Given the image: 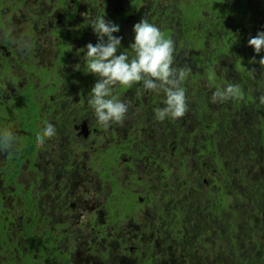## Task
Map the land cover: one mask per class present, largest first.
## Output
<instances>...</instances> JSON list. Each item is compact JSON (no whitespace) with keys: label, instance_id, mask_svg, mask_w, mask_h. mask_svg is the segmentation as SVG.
I'll return each instance as SVG.
<instances>
[{"label":"flooded vegetation","instance_id":"obj_1","mask_svg":"<svg viewBox=\"0 0 264 264\" xmlns=\"http://www.w3.org/2000/svg\"><path fill=\"white\" fill-rule=\"evenodd\" d=\"M112 1L0 0V132L14 136L12 148L0 151V264H229L238 259L230 255V235L238 234L219 218L211 223L202 200L208 190L223 191L213 179L224 163L209 135L216 118L206 123L209 93L238 84L233 104L256 109L249 90L261 93L256 87L264 72L245 61L264 57L248 46L264 31V17L253 14L256 29H248L235 7L210 9L211 18L186 17L177 2L153 0L145 10L146 0H120L116 7ZM232 10L241 14L234 22L227 15ZM98 16L119 25L118 54L124 50L130 58L133 26L142 18L165 38L177 34L173 67L188 70L185 92L200 77L211 89L187 101L182 118L159 121L154 109L165 106L163 92L145 91L142 82L118 85L114 95L129 105L128 113L123 124L105 129L87 103L98 77L86 72L84 60L86 45L98 42L90 25ZM45 120L56 134L40 145L36 136ZM202 148L213 162L211 151L221 157L216 167H202L203 155L201 166L191 168V153L199 156ZM220 224L219 235L229 239L214 253L210 231ZM241 255L243 264L257 261L247 251Z\"/></svg>","mask_w":264,"mask_h":264},{"label":"clouds","instance_id":"obj_2","mask_svg":"<svg viewBox=\"0 0 264 264\" xmlns=\"http://www.w3.org/2000/svg\"><path fill=\"white\" fill-rule=\"evenodd\" d=\"M91 27L98 37L94 45H86L87 73L98 77L97 82L88 95V106L94 111L97 123L107 129L112 123L123 124L129 105L114 95L116 86L131 88L135 83L142 82L145 91L165 94L164 107L155 108V117L159 121L166 118H182L188 111L186 92L182 87L188 75L186 68L173 67L175 42L165 38L164 33L155 24L142 18L133 26L134 42L130 44L134 55L130 58L127 51L118 54L123 37L114 35L120 31L119 25L107 21L104 17H96ZM257 54L264 51V31L258 32L248 40ZM251 63H258L264 68V57L258 61L253 57ZM211 79V75L209 77ZM238 84H227L217 89L211 96L212 103H223L240 96ZM264 104V94L259 97ZM44 127L36 136L38 144L43 145L46 138L56 134L53 124L45 120ZM14 144L11 132H0V151H8Z\"/></svg>","mask_w":264,"mask_h":264},{"label":"trees","instance_id":"obj_3","mask_svg":"<svg viewBox=\"0 0 264 264\" xmlns=\"http://www.w3.org/2000/svg\"><path fill=\"white\" fill-rule=\"evenodd\" d=\"M167 1L172 3L177 2V0ZM177 4L179 6L180 14L183 15L185 14V10H190L188 12H190L193 17L203 15L204 17L211 18V16L215 14H211L210 9H218L220 11L226 7L243 9L244 12L246 11L245 14L247 15L254 12V14H261L264 17V0H235L234 2L230 3L229 0H179ZM203 10L209 11L208 15L203 14ZM217 15L224 23H226L224 19V13H217ZM223 24L221 26L225 27ZM245 34L246 32L244 31L239 35L243 36ZM194 38L195 36L192 35L191 41H195ZM228 40L229 39L226 40V43L234 41L233 39H230L229 41ZM251 61V57H248V60L245 61L249 68H253L254 63H251ZM262 69L264 72V68H261V70ZM262 79H264V77L257 82L256 88L264 94V83L262 82ZM251 91V93L249 92V97L252 99V102H255L256 104V109L254 108L252 112H256L258 114V121H256L252 126L253 135L250 136V146L248 149L243 151L244 149L242 145L239 147L237 143H234V146L237 148L234 152H237L239 155L242 150L240 156H246V160L248 161L239 165V157L234 158V155L230 156L229 153L224 154L221 161L224 164L217 166V173L220 174L217 175L216 178L213 177V179H215V183H218L222 186L223 191H218L217 194L215 191L208 190L203 194L202 200L204 205H206L209 211H211L209 214V221L211 223L219 218L222 222H225V225H229V230H232L238 234L237 236L230 235V240H232V242H230V255L244 262L245 259L243 258V255H241V252L247 251L252 259L258 260L259 263H264V257L262 258L258 256L259 250L264 252V243L261 242V240L264 242V170L260 165V162L264 163V104H261L259 97H257L258 95H261V93L255 96L254 91ZM243 102L246 103V99ZM227 139L230 138H226V140ZM255 143H258L263 147L262 154L259 157H256L255 150L253 149V145ZM209 150H211V148ZM211 153L216 159L219 161L221 160V157L214 151H211ZM229 162H232L234 166L239 168V172H235V167L232 166V164H229ZM250 163L253 164L251 171L248 172L246 171L245 166L247 164L250 166ZM215 170L216 168L213 170V172H215ZM219 176L220 180L217 179ZM250 176L253 177L252 182L249 180ZM242 206L245 207L244 210L241 209ZM230 212H232L235 217V213L241 214V220L243 221L242 224H244L243 228H238L233 216L229 217L230 220L227 218V214H230ZM199 230L203 231L202 229ZM210 234L214 238V235L211 233V231ZM201 237L203 236H198L199 239ZM234 238L235 241H233ZM223 239L224 238L213 240H216V244L223 245ZM250 243H255L256 249L253 247V244ZM217 251V246H213V252L216 253ZM250 262L251 264H256L253 260Z\"/></svg>","mask_w":264,"mask_h":264},{"label":"rangeland","instance_id":"obj_4","mask_svg":"<svg viewBox=\"0 0 264 264\" xmlns=\"http://www.w3.org/2000/svg\"><path fill=\"white\" fill-rule=\"evenodd\" d=\"M119 1L120 0L112 1L111 6L112 7H116V5L118 4ZM133 1L134 0H129V2H133ZM151 1H153V0H146L144 2L145 10L148 9V6L150 5ZM160 1L162 2L161 5H163V4H166V5L172 4V5L176 6V4H174L172 2H169V1H165V0H160ZM178 1L179 0H177V2ZM178 8H179V6H178ZM237 10L242 12L243 15L245 16L246 19L244 20L243 23L248 27V29H256V21H257V19L253 16L254 12L251 13V14L249 13V15H247V14H245L246 11L244 12L243 9H237ZM188 11H190V10H185L184 11L186 17L190 16V12H188ZM238 11L232 10L229 13H227L228 19L230 20V22L236 21L238 19V17L241 16V14ZM250 23H251V25H249ZM173 26L175 28H177L175 23H174ZM176 36H177V34H175L173 36V38H172V40L175 42V45L177 44ZM185 52L187 54L189 53V48L187 46L185 47ZM194 53H196V52L194 51ZM197 72H199V70H197ZM205 85H206V81L203 82L201 77L196 79L195 82H191L190 85H188L187 88H186V98H187V96H191V97L187 98V101L189 103H191V104L197 102L200 90L211 89L210 87H206ZM196 87H198L199 92H196L197 91ZM213 92L209 93L210 97L212 96ZM249 92L251 93L252 91L249 90ZM254 94H255V92H254ZM255 96H257V95L255 94ZM206 97H207V95H206ZM209 100H210V102L208 103V105H209V109H210V114L208 116V119H207L206 123L209 122V119H210L211 116H214L216 118L217 124L220 121H222V125L223 124L226 125V126L220 127V126H217V124H216V127L211 131V134H209L212 137V139L217 142L216 143V148H215L216 152L221 157L224 154H227V153H229L230 156L234 155V158L239 157L240 158L239 165L242 164L243 162L248 161V160H246V156H244V157L240 156V154L242 153V150H241V153L239 155H238L237 152H234L237 149L236 146H234V143H237V145L239 147H241V145H242V147L244 149L243 151H245L246 149L249 148V146H250V142L249 141L251 140L250 136L253 135L252 126L254 125V123L256 121H258V116H257L258 114L256 112H252L253 109L251 107H245L243 105L241 108H238L236 105L233 104L234 99H230L227 102H223V103H212L211 102V98H209ZM196 121H197V119H195V125L194 126H198L200 128L201 127V123L197 124ZM187 127H188V130L192 129L191 128V121H189V125L187 124ZM226 138H230V139L226 140ZM253 147H254L253 149L255 150L256 157H259L262 154L263 147L260 146L258 143H255L253 145ZM202 149L204 150V152L201 153L199 156H198V153H199L198 150L196 152L193 151L191 153V156H190L191 168L197 167V166H201V164H202L201 158L203 157V155L205 157V160H204V164H202V167H205L206 165H210V166L213 167V163H214V166L216 167L220 161L218 159H216V161L213 162L212 159L210 158L211 154L208 155V151L205 150L204 148H202ZM214 157L215 156H213V158ZM229 164H232V166L234 165L232 162H229ZM250 164H251L250 166H248V164L245 166L246 167V171H248V172L251 171L253 163H250ZM260 165H261V168L264 170V163L260 162ZM207 168L210 169L209 167H207ZM235 169H236L235 172H239V168H235ZM205 176H208V175L205 174ZM187 177H188V179L196 180L195 179V175H189L188 174ZM249 180H250V182H252L253 177L250 176ZM196 181H198V180H196ZM158 200L159 199H157V201ZM244 208L245 207L242 206L241 209L244 210ZM247 208H248V206H247ZM235 215H236V217L234 216V214L232 212H230V214H227V216H228L227 218L233 216L238 228L239 227L243 228L244 224H242L243 221L241 220V216H240L241 214L235 213ZM215 227L217 228V231H214V239L224 238L223 242L225 243L226 239L227 240L229 239V235L226 236V234L223 233L224 230H222L223 236H219L218 231L222 227V224H220L218 226H215ZM244 239H246V238H244ZM261 242L264 243L263 240H261ZM216 246L218 247L219 245L216 244ZM254 262L256 264H264L262 262L259 263L258 260L254 261ZM229 264H243V261H241L239 259L230 260ZM246 264H248V263H246Z\"/></svg>","mask_w":264,"mask_h":264}]
</instances>
